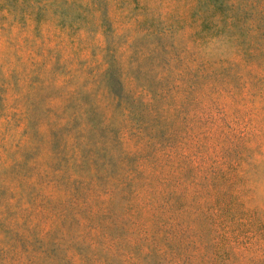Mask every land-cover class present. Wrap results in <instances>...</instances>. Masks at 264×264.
<instances>
[{"label": "rangeland", "instance_id": "374dc122", "mask_svg": "<svg viewBox=\"0 0 264 264\" xmlns=\"http://www.w3.org/2000/svg\"><path fill=\"white\" fill-rule=\"evenodd\" d=\"M0 0V264H264V0Z\"/></svg>", "mask_w": 264, "mask_h": 264}, {"label": "trees", "instance_id": "16d2710c", "mask_svg": "<svg viewBox=\"0 0 264 264\" xmlns=\"http://www.w3.org/2000/svg\"><path fill=\"white\" fill-rule=\"evenodd\" d=\"M222 1H223V0L218 1V3H216V5H217V6H220L221 3H223Z\"/></svg>", "mask_w": 264, "mask_h": 264}]
</instances>
